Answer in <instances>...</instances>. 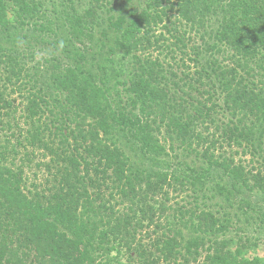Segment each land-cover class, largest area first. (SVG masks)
I'll return each instance as SVG.
<instances>
[{
    "label": "trees",
    "instance_id": "obj_1",
    "mask_svg": "<svg viewBox=\"0 0 264 264\" xmlns=\"http://www.w3.org/2000/svg\"><path fill=\"white\" fill-rule=\"evenodd\" d=\"M261 245L264 0H0V264Z\"/></svg>",
    "mask_w": 264,
    "mask_h": 264
},
{
    "label": "rangeland",
    "instance_id": "obj_2",
    "mask_svg": "<svg viewBox=\"0 0 264 264\" xmlns=\"http://www.w3.org/2000/svg\"><path fill=\"white\" fill-rule=\"evenodd\" d=\"M49 3L47 1L46 5H50ZM50 51H52V49L50 47L47 49V51H29V50L26 51L25 54L29 58V60H27L29 67L32 68L34 65H36L37 62H41L42 60L44 62V60L49 59L50 58V55H49ZM243 159H246V158H243ZM33 171L34 170H31V171L28 172V177H29L30 182H32L34 180V178H35L33 176ZM40 176H41V174H40ZM182 197H183V199L186 202L192 201V199H191V192H186L185 194H183ZM172 199H173V201L170 203V205H173V203H175V202L177 203L178 201H181V199L179 198V196H177L176 193H172ZM255 232L256 231L254 230V227L249 226V233L252 234V235H254ZM257 254L260 255V256H262V257H264V246L263 245H261L258 248Z\"/></svg>",
    "mask_w": 264,
    "mask_h": 264
}]
</instances>
